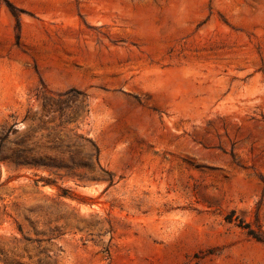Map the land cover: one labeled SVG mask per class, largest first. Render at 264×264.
<instances>
[{"label": "rangeland", "instance_id": "1", "mask_svg": "<svg viewBox=\"0 0 264 264\" xmlns=\"http://www.w3.org/2000/svg\"><path fill=\"white\" fill-rule=\"evenodd\" d=\"M39 260L264 264V0H0V264Z\"/></svg>", "mask_w": 264, "mask_h": 264}, {"label": "trees", "instance_id": "2", "mask_svg": "<svg viewBox=\"0 0 264 264\" xmlns=\"http://www.w3.org/2000/svg\"><path fill=\"white\" fill-rule=\"evenodd\" d=\"M81 139L83 142L82 148L84 150V153H83V160L79 165H81V167L84 169H86V168L91 169V170L97 169V170L103 171V169L99 163V150H98L97 146L95 145V143L92 140L85 138V137H82ZM30 149H31L30 147H26V146H23V148H21V150H25V151H30ZM47 161L48 162H42V163L33 162V163L25 164V165H28L31 167H43L45 169L60 168V166H58V164H56V162L53 158H48ZM71 164L73 166H77L74 162H71ZM65 167H66V169H71V165L65 166ZM72 177L77 179V180H81V176H79V175H75ZM106 181L109 182V185L113 184V179L110 176L107 178ZM38 264H42V262H40V260H39ZM43 264H55V263L50 261V262H45Z\"/></svg>", "mask_w": 264, "mask_h": 264}]
</instances>
